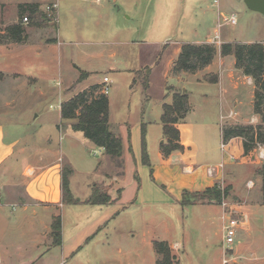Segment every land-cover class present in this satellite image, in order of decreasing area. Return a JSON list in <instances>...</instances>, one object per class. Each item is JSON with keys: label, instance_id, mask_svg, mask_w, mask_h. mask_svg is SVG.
<instances>
[{"label": "rangeland", "instance_id": "374dc122", "mask_svg": "<svg viewBox=\"0 0 264 264\" xmlns=\"http://www.w3.org/2000/svg\"><path fill=\"white\" fill-rule=\"evenodd\" d=\"M22 1L43 2L44 9L35 16L22 15L17 5ZM214 1L7 0L12 4L0 7V127L13 138L22 131L23 134L33 132L29 139L35 135L40 138L47 131L44 121L49 120L50 125L58 123L61 101L89 90L91 86L86 89L87 85L102 82L105 77L111 80L108 96L111 109L119 116L118 122L129 112L136 115L142 107L148 111L153 102L162 99L166 85L165 62L162 60L157 65L159 50L155 43L162 45L167 37L172 42L190 40L193 28H198L205 19L202 8ZM218 3L227 13L238 16L237 26L223 28L231 41L264 42L263 15L251 11L244 0H218ZM55 5H60L59 12ZM216 7L209 8L215 18ZM26 16L30 18L28 23L23 20ZM15 25L24 28L22 42L9 40L8 29ZM112 65L121 71L116 73ZM100 92L103 86L97 94ZM239 99L241 104L236 106L231 97L224 113L238 112L240 123L225 126L252 122L254 109L246 89ZM203 115H207V111L201 109L194 120L195 136L199 140L204 137ZM213 116L211 128L217 134L221 129L219 111L214 109ZM250 124L259 125L261 119ZM52 129L59 138L57 128L50 127L49 133ZM161 133V126L153 127L150 137L153 140ZM221 142L219 138V146ZM261 148L264 146L245 155L243 141L241 144L233 142L228 151L236 160L226 161L231 173L229 179L218 185L225 195L212 207H185L183 195L179 204L133 202L117 211L118 218L104 220L102 231L92 238L93 241L74 260H64L62 264H117L105 252L114 255L119 250L127 254L124 264H157L155 241L170 244L175 264H264V205L259 175L264 158ZM78 153L80 168L89 169L102 158L99 148L92 144ZM111 161L106 165L109 175L122 173L123 160ZM87 177L76 176L77 191H84ZM219 179L221 177L215 178ZM163 185L160 182L157 186L171 197L170 190ZM101 186L97 184L96 188L102 191ZM0 196L4 203L1 191ZM224 203L227 213L242 219L237 240L231 246L223 244L224 226L228 223L223 218ZM91 205L67 209V237L89 230L109 209L100 206L104 204ZM102 240L106 243L102 244ZM98 242H101L99 246ZM52 255L55 258L51 256L49 261L61 264L58 251Z\"/></svg>", "mask_w": 264, "mask_h": 264}, {"label": "crops", "instance_id": "0c3cea01", "mask_svg": "<svg viewBox=\"0 0 264 264\" xmlns=\"http://www.w3.org/2000/svg\"><path fill=\"white\" fill-rule=\"evenodd\" d=\"M9 3L7 0H1L0 7ZM42 3L22 1L17 5L39 4L40 11H42L41 9H44ZM215 5H217L216 18L212 17L213 11H209V8H213ZM202 9L205 19L199 23L198 28H193L190 40L181 39L172 42L167 37L162 45L155 43L159 50L156 58L159 59L156 62L157 65L162 60L165 62L163 77L166 85L162 99L153 102V106L148 111L142 107L136 115H132L131 112L123 115L122 122L117 121L119 116L117 117L110 107L111 130L121 137L124 144L122 173H114V176L109 175L106 165L107 161L112 159L103 148L99 147L102 156L100 162H96V165L89 169L78 167V152L84 146L94 144L85 138L82 132L73 130V121L63 120L62 105L68 99L61 101L58 105L57 124L50 125L49 120L44 121L47 131L40 138L35 135L34 138L29 139V135L33 134L30 131L26 134H23V131L17 132L16 137L13 138L6 135L0 127V191L4 200V203L2 202L3 204L0 205V264H52L49 257L55 258L52 253L56 255V251L61 256V264L64 263V260H74L83 248L93 241L92 238L102 231L101 224L104 220L109 221L111 218L120 216V213H117L120 208L133 202L134 204L158 202L168 203V205L179 204L185 192L202 193L229 179L231 170L226 167V161L228 159L232 161V155L228 149L234 141H240L241 144L243 140L234 138L228 143L224 142L223 127L226 124L240 123L239 113L230 111L229 114H226L224 107L231 97L235 99L236 106H239L241 92L246 89L252 99L254 109L255 84L251 77L237 69L234 55L223 56L221 53V47L224 44H235V42L231 41L229 34L223 31V28L230 24H224L221 28H219V24L223 23V17L234 13L224 11L218 0ZM59 11L60 5H58ZM217 33L220 40L218 43L212 44ZM166 42L167 44H165ZM261 43L264 44V42ZM186 44L214 45L217 48V54L213 63L196 73L175 72L174 68L182 47ZM245 44H254V42ZM112 67L116 73L121 71L116 66L112 65ZM105 78L97 84L87 85L86 89L93 85L104 86ZM213 79H217V81L214 82ZM110 82L109 79L108 85ZM178 91L187 93L190 106L189 113L176 126L180 131L183 150L164 156L161 150L162 144L167 141L162 121L164 106L173 103L174 95L179 93ZM140 101L143 102V97ZM201 109L206 110L207 115L201 117L205 130L203 139L199 140L195 136L194 120L200 115ZM214 109L219 111L221 127L217 134L211 128L213 117L215 118L213 116ZM229 119L233 121H227ZM260 119L261 117L254 112V118L250 123H258ZM158 126L162 127L163 134L161 133L152 140L150 137L151 128ZM50 127L57 128L60 134L59 138L55 137L53 129L49 133ZM144 134L148 154L146 160L143 154ZM219 138L222 140L220 146ZM223 144H226L225 151L221 149ZM261 149L264 150V148ZM111 162L113 163V160ZM221 163H224L225 167L216 175L221 179L215 180L216 177L209 176L208 169ZM65 166L72 170L70 189L73 196L79 200L78 204H68L64 200L62 183ZM78 174L87 175L88 180L91 179V181L87 180V189L85 188L84 191L76 190ZM160 182L164 183L163 186H166L168 191L170 190L171 197L158 188L157 185ZM97 184H102V192L107 193L111 198L109 203L100 206L109 209L89 230L74 232L70 237H67V209L91 205L89 199ZM213 205L215 204L193 206L210 208ZM91 206L96 207L97 205ZM58 218L61 219L62 225L60 245L55 244L52 232L53 223ZM104 243L106 241L102 240V244ZM100 244L101 242H98L97 246ZM105 254L117 264H124L127 261V254L122 250L115 252L114 255H108L106 252Z\"/></svg>", "mask_w": 264, "mask_h": 264}, {"label": "trees", "instance_id": "16d2710c", "mask_svg": "<svg viewBox=\"0 0 264 264\" xmlns=\"http://www.w3.org/2000/svg\"><path fill=\"white\" fill-rule=\"evenodd\" d=\"M20 9L22 15L28 13L31 16H35L40 13L39 4L21 5ZM8 33L9 40L14 42L23 41L24 28L22 26H11L8 29ZM221 53L223 56L234 55L237 69L241 70L244 75L251 77L255 84L254 112L261 117V124L223 127L224 142L228 143L234 138H241L245 155H249L254 148L264 146V44H224L221 47ZM216 54L217 48L212 44H186L182 47L174 71L177 73H196L211 65ZM213 81L216 82L217 79H213ZM100 90H102L101 85L91 86L89 90H85L63 103L62 118L63 120L73 121V130L82 132L85 138L96 147L103 148L113 161L123 160V140L111 130L109 123V97L103 92L98 95L97 93ZM189 111L187 93H176L173 103L164 106L162 121L164 124V135L167 138V141L161 146L164 156L183 150L180 131L176 126L186 117ZM143 154L146 160L148 154L145 134L143 137ZM71 174V168L65 167L63 170L62 191L65 202L74 205L78 204L79 200L73 196L70 189ZM259 175L262 178V202L264 205V164L259 168ZM228 189L230 191L229 187ZM224 195L217 185L202 193L185 192L182 205L186 207L197 204H214L220 202ZM110 201V196L96 187L93 189V194L89 199V203L94 205L107 204ZM52 232L55 244L60 245L62 239L60 218L53 223ZM153 246L157 255V264H175V256L167 241H155Z\"/></svg>", "mask_w": 264, "mask_h": 264}, {"label": "built area", "instance_id": "2783aa9c", "mask_svg": "<svg viewBox=\"0 0 264 264\" xmlns=\"http://www.w3.org/2000/svg\"><path fill=\"white\" fill-rule=\"evenodd\" d=\"M54 7H58V5L57 6L55 5ZM23 20H24V23H28L29 22L28 16L24 17ZM224 24H230L233 26L237 25L238 24V16L236 14H231L228 17H223V23L219 24V28H221ZM218 35L219 34L217 33V36L212 41V43H218L219 42L220 38ZM108 83H109V79L105 78V84L103 86V93L106 95H108L109 91H110ZM221 149H222V151H225L226 144H223ZM261 157L264 158V150L261 153ZM231 160L234 161L235 158L233 156H231ZM224 167H225L224 163H221L218 166L210 167L208 169L209 176L212 178L216 177L218 172L222 171L224 169ZM221 184H223V183H220L219 185H221ZM1 203H2V197L0 196V205H1ZM223 206H222L223 210H224L223 218L227 219V221H228V223L224 226L223 244H224V246H231L237 240L238 228L240 225H242V219L239 217H234L230 213H227V211L225 210V208L227 206L226 203H224ZM228 250L229 249L227 248L226 251H228ZM227 262H228V260H225V263H227Z\"/></svg>", "mask_w": 264, "mask_h": 264}, {"label": "water", "instance_id": "95a60500", "mask_svg": "<svg viewBox=\"0 0 264 264\" xmlns=\"http://www.w3.org/2000/svg\"><path fill=\"white\" fill-rule=\"evenodd\" d=\"M246 6L254 12L264 16V0H244Z\"/></svg>", "mask_w": 264, "mask_h": 264}]
</instances>
